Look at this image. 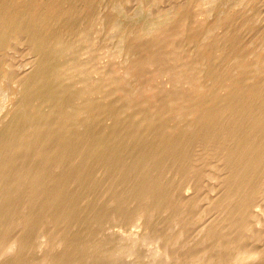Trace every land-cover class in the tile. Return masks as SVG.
I'll return each instance as SVG.
<instances>
[{
    "label": "bare ground",
    "instance_id": "1",
    "mask_svg": "<svg viewBox=\"0 0 264 264\" xmlns=\"http://www.w3.org/2000/svg\"><path fill=\"white\" fill-rule=\"evenodd\" d=\"M0 264H264V0H0Z\"/></svg>",
    "mask_w": 264,
    "mask_h": 264
}]
</instances>
